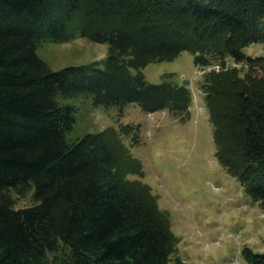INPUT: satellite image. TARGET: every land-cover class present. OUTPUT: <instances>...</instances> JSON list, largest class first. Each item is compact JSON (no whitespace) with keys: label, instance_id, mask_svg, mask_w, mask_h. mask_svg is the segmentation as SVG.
<instances>
[{"label":"trees","instance_id":"1","mask_svg":"<svg viewBox=\"0 0 264 264\" xmlns=\"http://www.w3.org/2000/svg\"><path fill=\"white\" fill-rule=\"evenodd\" d=\"M77 31L107 43L102 60L54 69L38 55ZM256 41L264 0H0V264H187L151 186L132 176L140 124L117 119L130 103L190 119L189 83L141 70L184 50L210 68L216 156L264 209V53L244 51ZM102 107L116 123L88 121Z\"/></svg>","mask_w":264,"mask_h":264},{"label":"rangeland","instance_id":"2","mask_svg":"<svg viewBox=\"0 0 264 264\" xmlns=\"http://www.w3.org/2000/svg\"><path fill=\"white\" fill-rule=\"evenodd\" d=\"M244 51L261 55L264 42H253ZM106 52V42L93 41L78 31L67 40L49 39L37 45L38 55L54 69L102 60ZM208 69L197 66L187 50L141 68L150 82H160L164 73L174 72L176 80L189 83L193 92L189 120L182 122L166 109L146 110L136 103L128 104L117 119L140 124V141L127 143L142 168L132 176L147 182L157 196L178 238L180 257L187 264H253L242 249L248 246L264 253V209L216 156L213 123L201 87ZM102 109L88 121L98 120L101 127L116 123L112 115L116 110L108 116ZM14 194L17 206L32 202V191Z\"/></svg>","mask_w":264,"mask_h":264}]
</instances>
